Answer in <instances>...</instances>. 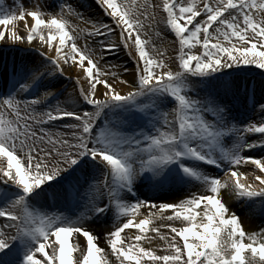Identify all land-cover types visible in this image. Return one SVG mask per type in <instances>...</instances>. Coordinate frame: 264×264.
<instances>
[{
  "label": "snow or ice",
  "instance_id": "snow-or-ice-1",
  "mask_svg": "<svg viewBox=\"0 0 264 264\" xmlns=\"http://www.w3.org/2000/svg\"><path fill=\"white\" fill-rule=\"evenodd\" d=\"M4 3L0 47L27 55L0 96V264H108L109 254L118 264H264V229L246 232L222 195L264 215V81L259 98L246 87L243 98L258 120L224 98L240 89L232 72L264 69V0H96L111 24L67 0L56 11L47 0ZM160 24L178 46L175 70L146 31L159 38ZM66 67L76 97L50 104L58 94L40 90L72 80ZM176 185L201 191L174 203L149 194ZM74 206L84 211L68 214ZM142 207L156 211L136 222ZM110 216L105 249L86 221ZM152 218L182 225L160 236L164 254L144 246ZM133 228L134 239L122 236Z\"/></svg>",
  "mask_w": 264,
  "mask_h": 264
},
{
  "label": "rangeland",
  "instance_id": "rangeland-1",
  "mask_svg": "<svg viewBox=\"0 0 264 264\" xmlns=\"http://www.w3.org/2000/svg\"><path fill=\"white\" fill-rule=\"evenodd\" d=\"M57 1L59 3L64 2V0H47V4L52 6V10L53 11L57 10L56 9ZM77 1L78 0H67V2L71 3L74 8H76L78 11L83 13L84 16L85 15L86 16H91V15L95 14V17H97V15H99L97 11L98 10L99 11L102 10L98 6V4L96 3V0H87L88 1L87 5L83 4L82 2H77ZM141 2H142V0H141ZM149 2L159 3V0H149ZM18 3H22L25 8H30V0H15V3H14V0H5V3H4L3 6L4 7H8V8H12V7H15ZM101 12L103 13V15L106 18L104 22L105 23L107 22V23L111 24L110 22H112V20H111L112 18L107 17L104 14L103 10ZM161 16H162V14L159 12V10H157V18L159 19ZM101 20H103V19H101ZM21 23H22V21H21ZM81 25H82V23H79V27ZM87 27H90V25L88 24L86 26V28ZM152 28L153 29L157 28V25L154 22L152 24ZM158 30L161 32V37H159V38L154 36L152 29H146V31H148L149 36L152 37L153 43L155 44L156 48L161 50V51H163V52H165L166 56L169 58L167 62H169L172 65L173 69L175 70V67H176L175 57L177 55L178 46H177V44L174 43V36L171 33L167 32L165 30L163 24H160L158 26ZM89 43H91V41H89ZM193 51H194L195 54H199L202 51V48L197 46ZM4 58H5L6 61L4 63H2V66L4 68H6L8 65H12L13 61L16 58V54L13 52V53L8 54L6 57L4 55L3 59ZM122 60H125L124 63L128 64L129 67L132 66V64L129 61V59L127 58L125 52H120L119 53V61L118 62L122 63ZM109 62L110 63H115V62H117V60L113 59V58H110ZM260 70L264 71V69H259V68L255 67V66H245L243 71L237 70L235 72H232L231 76L225 78V79H228V80H234L237 84L240 85V89H239L238 93L233 95L231 92H229L224 97L227 101H230V105L229 106L233 108V114L234 115H238V116L244 115L245 118H247V119L249 117H251V118H253L255 120L260 119L258 111L255 112V113H253V112L250 113L248 111L247 114H243L239 110H234V108L236 106H237L236 109H238V105H242V103L244 104L243 98H244V95H245V87H246V82H247L246 79L249 78L248 77V73L249 72H253V71L259 72ZM226 71H230V70H226ZM66 74H67V76L72 77L73 79L70 80V79H66L64 77H61L59 79V81H57V82H60V85L58 87H56L55 90L53 91V92H56L57 94L60 91H64L61 94L62 95L61 99H59V101L62 104L64 103V101L69 99V95H67V93H68L70 87L72 85H74L73 80H74V78L76 76V71L74 69L70 68V67H66ZM262 76H264V75H262ZM257 83H260L259 79H258ZM64 88H65V90H63ZM74 88H75V86H74ZM44 89H45V91H48L46 88H44ZM199 90L200 89L198 88L197 91H199ZM2 95H3V93L0 94V96H2ZM201 95H203V93H201ZM75 97H76V88H75V94L72 96V98H75ZM25 98H29L30 99L31 97H25ZM55 103H53V104H55ZM81 107H85V106H81ZM41 108H43V106H41ZM88 110H91V109L89 108ZM59 123H61V122H57V128L53 129L54 131L60 130L59 129ZM189 190H193L194 192H198L201 189L198 186H193V185H187V186L176 185L175 187H171V188L166 187V188H163V189L158 190V191H153V192H151L149 194L152 196V198L154 200H160L161 198H164L165 200H173L174 198L172 196H174L175 194H178L180 197L188 196V193H186V192H189ZM144 191L147 192L148 189L145 188ZM222 195H223L224 202L229 207V204H230L229 199H231L234 195L231 197L232 194L230 195L228 192H224V191H223ZM141 198L143 199V197H141ZM48 203L52 204L53 202L51 200H49ZM243 204L239 208H236L234 211L237 212V214L240 216L241 222L246 217L250 218L252 220L251 215L249 216L250 208L246 204H244V205ZM59 207L63 208V205H59ZM143 208L144 207H142L140 209V213L137 216L136 222H139L141 219L146 217L145 216L146 214H148V212L144 211ZM49 210H55V209H49ZM83 211L84 210H83L82 207H75L74 206V207L71 208V211H69L68 214H70V215L73 214V213L79 214V213H81ZM258 219H259L258 223H260V226H261V224L264 223V218L263 217H259ZM245 221L249 222L246 225L247 228L244 227L245 231L248 232V230L252 227V222L253 221H249L248 219L245 220ZM114 222H115V217H114L113 220L111 219V217H109V218H107V220H97L94 224L91 221H86V224H89V225L93 224L94 226H98L101 229V234H102L103 238L105 239L106 231L112 227V224ZM174 226L179 228L182 225L179 222H174ZM148 228H149V231L147 232V236L150 239L146 240L144 242V246L145 247H151V248L157 250L158 254H164L162 249L165 247V242L160 239V236L163 235V236L168 237V236L173 235L170 232V228L159 229V233L151 231V229L157 228L155 225H153V223H150L148 225ZM125 232L128 233L126 235V237H125L126 239H134V235L137 234V229L134 228V232H132V233H129L130 231L128 229H126ZM122 235H125V233H122ZM75 239H76V237L74 236L72 238L74 243H75ZM77 240H78L79 244L81 245L80 249L84 250V248L86 246L85 238L81 236ZM178 240H179V238H178ZM107 248H108V245H107ZM77 252H78L77 256L75 255V252L73 253L74 261H75V258L80 255V252L79 251H77ZM107 260H108V264H118V262L116 261L115 257L110 255V254L107 255Z\"/></svg>",
  "mask_w": 264,
  "mask_h": 264
},
{
  "label": "bare ground",
  "instance_id": "bare-ground-1",
  "mask_svg": "<svg viewBox=\"0 0 264 264\" xmlns=\"http://www.w3.org/2000/svg\"><path fill=\"white\" fill-rule=\"evenodd\" d=\"M77 2H82L83 4H85V5H87L88 4V1L87 0H78ZM102 10H98L97 12H98V14L99 15H97V17H95V14L94 15H91V16H84L85 17V19H91V20H95L96 18H99V19H103V21H105V16L103 15V13L101 12ZM29 22V25L31 24L30 23V20L28 21ZM107 23V22H106ZM88 24H86V23H82V25L80 26V28H86V26H87ZM17 28H18V30L21 32V33H23V30H24V22L22 21V23L21 22H18V24H17ZM124 61L125 60H122V63H124ZM116 63V62H115ZM125 79H130V77H128L127 75L124 77ZM262 81H264V79H261V80H259V82L260 83H258V86H257V92H258V94L256 93V95H257V98H259V85L261 84V82ZM257 82H258V80H257ZM3 85V84H2ZM60 85V82H56V86L54 87V88H47V90L48 91H54L55 90V88L56 87H58ZM128 89L126 88V87H122L121 88V91H123V92H126ZM69 94H72V96L75 94V88H74V85H72L71 87H70V89H69V91H68V93H67V95H69ZM42 95V94H41ZM249 108H250V105H249ZM245 106H240V108L238 109L239 111H245ZM235 110V109H234ZM240 119H246L245 117H241L240 116ZM248 166H246V168H247ZM147 189V188H146ZM199 191H201V190H199ZM198 191V192H199ZM148 192V191H147ZM191 192H194L193 190H189V192H186V193H188V195L191 193ZM197 192V193H198ZM224 192H228L230 195H231V193L229 192V191H227V190H225ZM224 195V194H223ZM233 196V194L231 195V197ZM174 199L173 200H165L164 198H161L160 200H155L156 201V203H164V202H169V203H174V202H178L180 199H183V198H187V196H185V197H180L178 194H175L174 196H172ZM229 202H230V204H229V208L232 210V211H234L236 208H239L240 206H242V202H240V201H238V200H236L235 199V197L233 196L231 199H229ZM244 205V204H243ZM143 210L144 211H146V212H148V214H146L145 216H148L149 215V213L150 212H153V211H156L155 209H151V208H147V207H144L143 208ZM249 216L251 215V217H252V220L250 219V218H244L243 220H242V225H243V227H245V228H247L246 227V225H247V223H249V222H247V221H245V220H249V221H253L252 222V227L248 230V232L250 233V232H253V231H260V230H262V229H264V223L263 224H261V226H260V223H258V218L259 217H263L264 218V215H262L261 213H260V211L258 210V205H257V207L255 208V209H250V211H249ZM169 214H171V212L169 211V212H166L164 215L165 216H167V215H169ZM136 219H137V217H136ZM198 220H199V218H198ZM152 223H153V225H155L158 229H162V228H164V229H167V228H169L168 227V225L169 224H173V226H174V222L173 221H167L166 219H159V218H152ZM86 227H90L92 230H93V232H94V234L95 235H97V236H99V241H98V243H99V246L101 247V248H105V249H107V244H106V242H105V239L103 238V236H102V234H101V229L98 227V226H94L93 224H91V225H89V224H86ZM263 227V228H262ZM149 229V228H148ZM130 232L129 233H132V232H134V228L133 229H128ZM128 233H126L125 232V235H122V236H124V237H126V235H127ZM75 243H78L79 244V242H78V240H77V238L75 239ZM80 245V244H79ZM81 246V245H80ZM75 252V255L77 256L78 255V252L77 251H74Z\"/></svg>",
  "mask_w": 264,
  "mask_h": 264
}]
</instances>
